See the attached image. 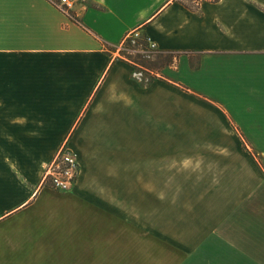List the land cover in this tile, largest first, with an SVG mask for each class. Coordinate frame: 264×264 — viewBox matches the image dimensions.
<instances>
[{"label": "crops", "instance_id": "1", "mask_svg": "<svg viewBox=\"0 0 264 264\" xmlns=\"http://www.w3.org/2000/svg\"><path fill=\"white\" fill-rule=\"evenodd\" d=\"M135 33L159 53L209 56L210 69L180 64L144 82L119 55ZM260 55L264 0H82L70 15L49 0H0V264H264V214L245 215L223 198L220 212L195 203L182 217L172 208L175 218L169 205L170 186L216 181L194 178L195 163L203 155L201 170L216 169L219 149L186 152L184 139H232L228 118L238 111L233 122L245 137H264V115L252 112L264 90L253 84L246 99L234 92H249L248 83L213 76L226 65L255 67ZM206 87L209 98L223 89L224 102L191 96ZM64 143L81 174L59 193L42 180ZM173 233L191 236L170 244Z\"/></svg>", "mask_w": 264, "mask_h": 264}, {"label": "rangeland", "instance_id": "2", "mask_svg": "<svg viewBox=\"0 0 264 264\" xmlns=\"http://www.w3.org/2000/svg\"><path fill=\"white\" fill-rule=\"evenodd\" d=\"M189 1L192 5H194L197 1L200 0H186ZM147 42V43H146ZM147 44V45H146ZM119 55L121 58L124 59H131L135 61L138 65L136 67V70L138 73H141V78L144 82H150L152 79L160 76H167L171 70L170 67H174L180 64H189L192 66V70L199 71L204 70L207 71L210 68H208V65L210 64V58L206 55L201 54H190V55H184V54H162L159 53L157 50L155 52L150 51V42L144 37L142 34L135 33L132 36L131 41H127L123 44V47L119 51ZM248 59V58H247ZM208 60V61H207ZM240 59H234V61H237ZM251 60L257 61V65H255L256 68L259 69V75H257L255 78L253 75L249 74V68L255 69L254 66H250L249 68L240 67L239 69L237 67H233L235 65H231L232 69H230V66L224 65L225 67H220L219 70L222 72L216 76L214 74V80H218L219 83L222 85L226 81H224L225 76L227 77H233L234 79L231 80L230 83L238 84L241 87V83L244 82L243 86L246 89V87L249 85V92H246V90H237L239 92H234L242 94L246 99L249 98V96L252 98L253 95H251L253 90L255 89L253 84H256L257 91H260L259 89L262 88V91L264 90V55H260L258 57H254ZM207 61V63H206ZM206 64V65H205ZM240 64V63H239ZM236 70V72H235ZM233 72V73H232ZM227 74V75H225ZM225 75V76H224ZM169 76V75H168ZM189 78V76H188ZM248 79V80H247ZM248 83V85H247ZM226 84V83H225ZM191 86L188 82H183V90L187 92V88ZM187 87V88H186ZM223 87V86H222ZM186 88V89H185ZM206 89L205 94L202 92H196L191 93L192 97L198 98L203 102L209 103V99L217 100L221 99L224 102V99L226 98V92L223 91V89L219 90L218 92H210L212 95H215L216 97L209 98L207 97V94L209 93L208 87L204 88ZM261 92V91H260ZM259 92V97H264V92ZM233 94V92L230 93V95ZM190 96V95H189ZM234 97V96H233ZM187 98V96H186ZM234 102V100H230ZM187 102V101H186ZM237 105V103H234ZM237 110L234 106V111ZM255 112L259 110V118L262 119L264 115V106H259L258 108H252ZM202 114L203 111H206V108L202 107ZM255 110V111H254ZM209 113V112H208ZM233 115H236V119L238 120L237 123L240 122V115L239 111L234 112ZM234 116L232 118H228V121L233 126L231 138H221L220 134L217 133H210L209 138H206L205 135L202 133L200 138L195 139H184V149L186 152H198L199 150L201 152H205L206 149L210 148H217L218 150V156H216V169L212 168L210 172L202 171L201 168L203 167L201 162H205L204 159H201L203 155H198V159L196 160V167L197 172L194 175V178L197 179H214L215 183L211 186H170L169 188V196H170V217H175L177 213L172 210V208L175 209V207H179V215H182V213H189L192 212V209L194 207L195 203H198L200 205H206V206H215V209L220 212L221 208L224 207L223 204L227 205L223 198H226L227 200L232 201L233 207L241 206L243 208V212L246 214H250L251 211L254 214H258L260 218L264 214V137H252V138H246L245 135L241 132L240 127H236V122H233ZM258 116V114H257ZM254 117V115H252ZM232 120V121H231ZM221 131L229 130L225 129L224 126L221 127ZM231 130V129H230ZM26 144L27 149L30 150L31 146H33L32 140H23ZM65 144V143H64ZM68 144V143H66ZM224 147H228L226 154L228 155L227 162L224 163V160H221L222 158L219 157L221 149ZM51 146L49 148V151L51 150ZM214 150V149H212ZM200 152V153H201ZM201 160V162H200ZM199 162V163H198ZM201 167V168H200ZM200 168V170H199ZM46 173V171H45ZM45 175V174H44ZM44 177V176H43ZM221 184H219V183ZM55 191V190H54ZM58 192V191H56ZM60 193V192H59ZM63 193V192H62ZM177 195L180 197L178 198ZM246 199V200H245ZM182 201V208L180 209L181 203H178V201ZM205 200V201H204ZM227 201V202H230ZM244 201V202H243ZM243 202V203H242ZM199 205V206H200ZM220 207V208H219ZM241 208V207H240ZM240 208L237 209V211H240ZM176 210V209H175ZM157 210H154V213ZM185 211V212H183ZM198 210L195 209L194 212ZM184 218H180L179 220H182ZM155 222V219H154ZM182 223L181 221H179ZM261 222V220H260ZM243 228H246V223L241 222L240 223ZM160 226L158 225L157 228ZM178 228L181 227L179 225H170V228ZM241 228V226H238ZM154 228H156V224L154 223ZM158 230V229H157ZM175 231V230H174ZM192 233V232H191ZM191 233L185 234H172L170 235V244L172 243V240H180L181 244L191 236ZM158 236V237H157ZM156 234L154 235V238L158 241H160V236ZM238 239H244L243 235H238ZM166 242L165 240H163ZM225 249L220 248L212 250V254L217 255V257H221L223 259V255L225 253ZM261 257L264 258V250H261ZM155 255V254H154ZM42 262H45V254H40ZM171 250H169V258H172ZM209 257L208 254L205 255L204 258ZM160 258V256H159ZM70 260V258H68ZM71 262V261H70ZM69 264V262H68Z\"/></svg>", "mask_w": 264, "mask_h": 264}, {"label": "built area", "instance_id": "3", "mask_svg": "<svg viewBox=\"0 0 264 264\" xmlns=\"http://www.w3.org/2000/svg\"><path fill=\"white\" fill-rule=\"evenodd\" d=\"M57 6L62 12L70 15L76 6L82 0H49ZM138 35V34H137ZM150 42V51L155 52L156 44ZM81 174V166L76 153L68 144H63L53 161L46 169L43 177V185L50 186L58 192H69L74 189L78 183Z\"/></svg>", "mask_w": 264, "mask_h": 264}, {"label": "trees", "instance_id": "4", "mask_svg": "<svg viewBox=\"0 0 264 264\" xmlns=\"http://www.w3.org/2000/svg\"><path fill=\"white\" fill-rule=\"evenodd\" d=\"M132 36L133 35H131V36H129L126 40H125V42H127V41H131V39H132ZM147 39V38H146ZM124 42V43H125ZM147 43V42H146ZM147 45V44H146ZM163 54V53H162ZM128 60H130V61H132L133 63H135L136 65H138L135 61H133V60H131V59H128Z\"/></svg>", "mask_w": 264, "mask_h": 264}]
</instances>
